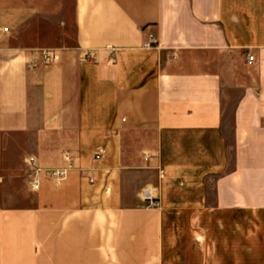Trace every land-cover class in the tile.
Returning a JSON list of instances; mask_svg holds the SVG:
<instances>
[{
    "label": "crops",
    "instance_id": "1",
    "mask_svg": "<svg viewBox=\"0 0 264 264\" xmlns=\"http://www.w3.org/2000/svg\"><path fill=\"white\" fill-rule=\"evenodd\" d=\"M185 211L264 255V0H0V264H165Z\"/></svg>",
    "mask_w": 264,
    "mask_h": 264
},
{
    "label": "rangeland",
    "instance_id": "2",
    "mask_svg": "<svg viewBox=\"0 0 264 264\" xmlns=\"http://www.w3.org/2000/svg\"><path fill=\"white\" fill-rule=\"evenodd\" d=\"M31 182V177L29 178ZM13 189L23 190L16 185ZM28 199V195H10V202L20 204ZM30 199V198H29ZM198 214L197 212H181L179 218L172 220L169 236L164 247L165 264H225L224 228L216 227V222L225 218L223 214ZM201 219L210 226L201 228L205 238H200V228L194 226V221ZM261 257L250 255V264H264V255Z\"/></svg>",
    "mask_w": 264,
    "mask_h": 264
},
{
    "label": "built area",
    "instance_id": "3",
    "mask_svg": "<svg viewBox=\"0 0 264 264\" xmlns=\"http://www.w3.org/2000/svg\"><path fill=\"white\" fill-rule=\"evenodd\" d=\"M156 43V38L153 34H148L147 36V41L145 42L144 46L145 47H152L154 44ZM58 58V55L55 51L53 50H46L44 51V63L45 64H51L52 62H55ZM91 55L90 53H87L85 55V59L86 60H90ZM255 60V57L253 55H248V63L252 64ZM110 62L111 64H116V59H115V55L112 54L111 58H110ZM102 157L101 153H98L95 158L96 160H99ZM65 158L66 160L70 163V167L72 166L71 158L69 156L68 153L65 154ZM33 159L31 158L29 160V163L32 164L33 163ZM41 170L40 169H34L33 170V175L31 177V186L34 190H38L41 186V179L39 177ZM68 172H69V167L68 168H60V169H54V170H48L47 174L48 176L55 182V183H61L64 182L67 179L68 176ZM146 201L148 202V204L150 206H158L159 202L155 201L151 196H147L146 197Z\"/></svg>",
    "mask_w": 264,
    "mask_h": 264
}]
</instances>
